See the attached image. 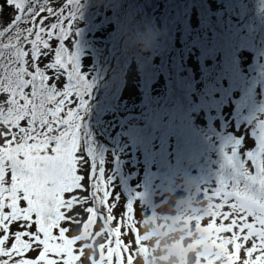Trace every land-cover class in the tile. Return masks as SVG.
<instances>
[{"label": "trees", "instance_id": "16d2710c", "mask_svg": "<svg viewBox=\"0 0 264 264\" xmlns=\"http://www.w3.org/2000/svg\"><path fill=\"white\" fill-rule=\"evenodd\" d=\"M62 3L63 0H50L49 6L59 7ZM10 11L3 10L0 27ZM73 11L65 47L72 55L77 76L87 86L85 106L80 111L81 130L86 132L81 131L80 139L89 160V168L85 169L89 187L95 175L106 186L112 182L117 187L118 197L127 202L128 211L131 208L132 212L133 205L139 207L143 219L150 218L156 227L144 240H156L157 233L162 236L167 228H178L183 244L181 240L171 253L163 249L164 259L177 257L181 247L203 253L214 241L208 234L188 228L190 219L197 223L199 209L205 206L204 200L198 202L196 196L214 193L221 179L230 186L238 173L227 180V170L231 169L225 164L200 162L212 156L208 148L195 158L199 162H177L175 145L184 144L189 137L187 131V139L179 133L184 126L176 115L180 105L191 101L201 123H207L209 118L221 119L222 110L229 111L224 104L215 116L212 112L208 116L191 93L198 81L195 75L203 67L210 68L212 56L228 64L220 77L221 83L231 88L228 103L249 90L245 84L253 72L251 68L261 70L264 85V0H76ZM46 62L42 58L41 67ZM67 80L65 76V80L61 77L50 83L59 88ZM248 107L243 106L233 119ZM163 146L169 150L168 164L155 162V157L162 160L166 156ZM157 149L160 150L156 152ZM106 166L111 172L109 181L103 176ZM170 166L177 169L172 172ZM178 177L184 182L181 206L184 202L183 210L188 215L184 216L179 210L182 207H178L177 214L165 220L167 225L161 231L154 216L155 202L173 196ZM93 195L90 192L89 198ZM71 215L81 220L87 217L79 206ZM144 248L140 242L138 251L143 253Z\"/></svg>", "mask_w": 264, "mask_h": 264}, {"label": "snow or ice", "instance_id": "6c2138e0", "mask_svg": "<svg viewBox=\"0 0 264 264\" xmlns=\"http://www.w3.org/2000/svg\"><path fill=\"white\" fill-rule=\"evenodd\" d=\"M75 3L0 0V16L11 9L0 27V264H135L140 250L131 208L126 221L118 217L106 184L95 175L91 188L87 182L80 139L87 86L65 47ZM65 76L59 88L50 83ZM203 199L197 230L224 264H264V162L255 174L242 169L230 186L221 179ZM78 206L86 219L71 215ZM65 223L77 234L69 236ZM89 248L95 254L87 257Z\"/></svg>", "mask_w": 264, "mask_h": 264}, {"label": "rangeland", "instance_id": "374dc122", "mask_svg": "<svg viewBox=\"0 0 264 264\" xmlns=\"http://www.w3.org/2000/svg\"><path fill=\"white\" fill-rule=\"evenodd\" d=\"M209 64H212L209 69L203 67L201 72L195 75L198 81L195 83V91L193 90L191 93L195 96L196 100L198 99V105L201 107L202 111L204 109V112H206L208 116H211V112L215 116L217 114V109L223 107L224 104L225 106L223 108H227L229 111L222 110V114L219 116L221 119L211 120V118H209L207 123H201L197 119L198 114L194 108V101H191V104L185 102L180 105V111L176 116L181 119L180 122H182L184 127L182 131L180 129L179 133L186 138L187 136L185 133L187 131L189 138L184 144L175 145V151H173V153H176V161L185 162V164L188 162H199L195 158H200L202 156V151L208 148L209 151L213 153L212 156H206L201 159L202 161L200 160V162L208 165L213 163L225 164L227 168L231 169L227 170V180H229L233 174L236 175L239 173L242 169H247L251 174H255L257 164L259 162H264V151L261 150L262 145H264L263 74H261L260 69L251 68L253 72H250L248 77H246L247 83L245 84L249 87V90L244 93V95H240L238 99L233 98V100L228 103L227 98L230 96L231 88L227 89L220 80L228 64H224L222 59L217 55L216 58L213 56L211 57ZM109 98H111V95H109ZM245 105L249 107L243 110L244 112L241 113L238 118L234 115L236 119H233V114L240 111ZM218 113H220V110ZM165 115L171 116L169 113H165ZM154 123L155 120L153 121V124ZM192 124L194 127H192ZM151 128L153 129L154 126L152 125ZM90 130L94 133L92 126H90ZM81 131L82 133L86 132V129ZM165 149V146L161 148L162 151H166V156H163L162 160L155 157V162H165L168 164L170 155L169 150ZM159 150L160 149H157L156 152ZM253 157H255V159H253ZM229 158L231 162H229ZM174 167L175 166H170L169 169L171 168L173 172V169H177ZM106 168L108 170L106 169V173L103 176L109 181L111 172L110 168L107 166ZM222 171L221 174L223 173ZM213 172H215V176L218 175L215 169H213ZM107 189L109 197H111L112 200L111 206L115 208V213L118 217L120 216L126 221L128 216L127 202H125L122 197H118V189L112 182H108ZM184 192V182L178 177L177 183L173 185V196L161 197L155 202L156 209L154 216L156 217L157 227H159L161 231L165 228V225H167L165 220L168 222V219L177 214L178 207H182V209L179 210L183 212L184 216L188 215L183 210L185 209L184 202L182 203L184 205L181 206V200L185 194ZM204 196L205 194L199 193L196 196L198 202L202 203ZM202 205H205V202H203ZM132 212L134 223L138 225L140 242L145 247L143 253L142 251H137L135 264H224L223 254L214 248L213 244L208 249L202 250L203 253L193 249H187L189 247H181V251L177 257L172 255L169 259H164L163 249H169V253H171V249L178 247L181 243L182 234L179 230L177 231L178 228L172 230L171 227H166L167 232L164 231L162 236H159L160 233H157L156 240H144L145 237H150L151 233H154V228L156 227L154 223L148 220L150 218L147 220L143 219L141 210L136 205H133ZM146 214L148 215L149 211H147ZM191 217L192 216H190V218ZM188 223L190 231H197V223H193L191 219ZM206 223L207 219L202 221V224ZM63 226L70 228L68 233L69 236L75 235L78 232V226L75 224L65 223ZM100 226L98 222L97 230ZM125 239L131 240L132 236L125 237ZM100 242H103L102 239L97 241V243ZM181 244H183V240ZM201 245L205 246V243L202 242ZM94 254L91 248L86 251L87 257ZM179 259L182 261L181 263H178L180 261Z\"/></svg>", "mask_w": 264, "mask_h": 264}]
</instances>
